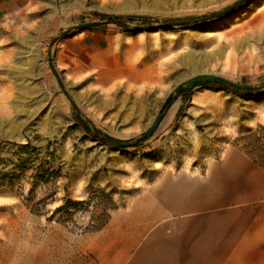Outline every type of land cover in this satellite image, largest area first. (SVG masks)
<instances>
[{
  "label": "rangeland",
  "instance_id": "obj_1",
  "mask_svg": "<svg viewBox=\"0 0 264 264\" xmlns=\"http://www.w3.org/2000/svg\"><path fill=\"white\" fill-rule=\"evenodd\" d=\"M238 1H16L0 30V264H181L187 231L194 244L204 227L248 223L264 192L245 150L264 148V90L174 95L203 77L264 86V0L162 26ZM111 15L124 20L62 36ZM161 114L131 148L92 131L133 141Z\"/></svg>",
  "mask_w": 264,
  "mask_h": 264
},
{
  "label": "crops",
  "instance_id": "obj_2",
  "mask_svg": "<svg viewBox=\"0 0 264 264\" xmlns=\"http://www.w3.org/2000/svg\"><path fill=\"white\" fill-rule=\"evenodd\" d=\"M17 0H0V30L11 16ZM264 176V170H256ZM262 201L258 211L240 229L204 227L199 240L192 243L187 231V248L181 264H225V259H241L240 264H264V192L255 199ZM184 209L191 213V203ZM114 226V219L112 221Z\"/></svg>",
  "mask_w": 264,
  "mask_h": 264
},
{
  "label": "water",
  "instance_id": "obj_3",
  "mask_svg": "<svg viewBox=\"0 0 264 264\" xmlns=\"http://www.w3.org/2000/svg\"><path fill=\"white\" fill-rule=\"evenodd\" d=\"M252 0H240L238 1L236 4L232 5L231 7L227 8L224 11H221L219 13L207 16V17H201L198 19H193V20H189V21H181V22H168L166 24H163V27H178V26H189V25H195V24H199L202 22H206L209 20H215V19H219L222 18L224 16L229 15L232 12H235L237 10H240L241 8H243L244 6L248 5ZM124 19L122 16H107L105 20L103 21H94V22H88V23H84L81 25H77L67 31H65L63 35L69 34V32H73V31H82L85 29H90V28H94V27H100L106 24H110L113 23L114 20H121ZM59 38H55L54 40H52L51 44H50V50H49V65L51 70L53 71L54 75L57 78V81L60 85V87L64 90V85L63 82L58 74L57 68L55 66L53 57H52V50L51 48L53 47V45L57 42ZM197 84H219L221 86L227 87L229 89L235 90V91H239V92H256V91H262L264 90V86H259V87H247V86H242L240 84L234 83L230 80H227L223 77H203V78H199V79H195L191 82H189L188 84H186L185 86H181L179 87L174 95V99H176L177 97H179V95H181V93L183 92H189L191 90H193ZM164 120V114L159 115V117L156 119V121L153 123V125L150 127L149 131L144 134L141 137H138L137 139L133 140V141H121V140H117L108 136H104L102 135L99 131H97L96 129H92V131L99 135L107 144L115 147V148H131L134 147L142 138L145 137H151L159 128V126L161 125V123Z\"/></svg>",
  "mask_w": 264,
  "mask_h": 264
},
{
  "label": "trees",
  "instance_id": "obj_4",
  "mask_svg": "<svg viewBox=\"0 0 264 264\" xmlns=\"http://www.w3.org/2000/svg\"><path fill=\"white\" fill-rule=\"evenodd\" d=\"M124 19H121V20H114L113 22H116V23H122ZM129 20H134V19H129ZM223 88L227 89V87H224L222 86ZM256 136L255 135H251L249 138L247 139H252V138H255ZM247 153L249 155L252 156L253 160L256 162V163H259L261 166L264 167V148H256L254 147V145L252 143H248V145L246 146V149ZM255 155V157L253 156ZM107 223H104L102 225L99 226V228H103L105 227Z\"/></svg>",
  "mask_w": 264,
  "mask_h": 264
},
{
  "label": "bare ground",
  "instance_id": "obj_5",
  "mask_svg": "<svg viewBox=\"0 0 264 264\" xmlns=\"http://www.w3.org/2000/svg\"><path fill=\"white\" fill-rule=\"evenodd\" d=\"M252 5H253V4L251 3V4H250V7H251Z\"/></svg>",
  "mask_w": 264,
  "mask_h": 264
}]
</instances>
